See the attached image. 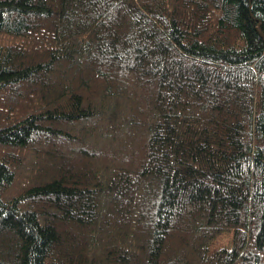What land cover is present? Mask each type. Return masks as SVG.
Returning a JSON list of instances; mask_svg holds the SVG:
<instances>
[{
	"label": "trees",
	"instance_id": "16d2710c",
	"mask_svg": "<svg viewBox=\"0 0 264 264\" xmlns=\"http://www.w3.org/2000/svg\"><path fill=\"white\" fill-rule=\"evenodd\" d=\"M0 264H264V0H0Z\"/></svg>",
	"mask_w": 264,
	"mask_h": 264
},
{
	"label": "rangeland",
	"instance_id": "374dc122",
	"mask_svg": "<svg viewBox=\"0 0 264 264\" xmlns=\"http://www.w3.org/2000/svg\"><path fill=\"white\" fill-rule=\"evenodd\" d=\"M222 241L226 242L227 241V238L222 239Z\"/></svg>",
	"mask_w": 264,
	"mask_h": 264
}]
</instances>
